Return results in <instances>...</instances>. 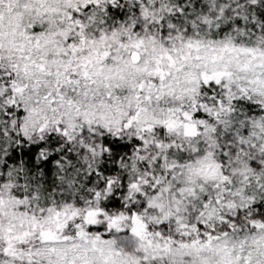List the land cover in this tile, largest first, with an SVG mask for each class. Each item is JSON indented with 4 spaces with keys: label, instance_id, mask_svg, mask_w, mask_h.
<instances>
[{
    "label": "snow or ice",
    "instance_id": "6c2138e0",
    "mask_svg": "<svg viewBox=\"0 0 264 264\" xmlns=\"http://www.w3.org/2000/svg\"><path fill=\"white\" fill-rule=\"evenodd\" d=\"M0 264H264V0H0Z\"/></svg>",
    "mask_w": 264,
    "mask_h": 264
}]
</instances>
